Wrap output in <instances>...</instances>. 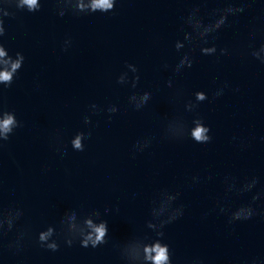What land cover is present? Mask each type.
Segmentation results:
<instances>
[{
	"label": "water",
	"instance_id": "obj_1",
	"mask_svg": "<svg viewBox=\"0 0 264 264\" xmlns=\"http://www.w3.org/2000/svg\"><path fill=\"white\" fill-rule=\"evenodd\" d=\"M245 13L230 17L216 41L228 47L226 56L204 57L193 52L192 69L175 77L164 62L174 64L172 42L181 18L200 5L208 13L224 0H120L108 15L54 14L51 0L40 12H15L5 18L4 38L10 53L22 51L23 69L13 86L0 93V106L15 110L23 126L0 148V210L24 209L20 227L36 229L56 223L67 209L96 210L107 221L108 244L97 249L61 246L46 252L24 241L13 255L7 244L15 233L0 238L2 264H121L114 245L147 232L148 209L162 189L178 192L184 215L165 228L174 264H250L264 262V199L256 202L252 220L229 224L218 204L238 206L252 193L225 196V177L237 183L252 176L264 188V65L247 55L254 30L255 43L264 40V8L248 0ZM11 11H15L11 9ZM65 37L72 46L61 51ZM125 61L140 70L137 91L150 90L152 100L141 111L127 103L129 89L115 84ZM229 85L224 94L200 105L198 112L211 128L212 141L162 139L165 117L191 114L184 102L194 90L211 93ZM238 88L239 91H234ZM118 105L108 121L93 117L96 127L82 153L68 150L61 158L55 147L82 129L90 103ZM154 137L151 146L133 154L140 138ZM199 176V183L192 177ZM211 177V179H209ZM109 212L105 214L104 209Z\"/></svg>",
	"mask_w": 264,
	"mask_h": 264
},
{
	"label": "clouds",
	"instance_id": "obj_2",
	"mask_svg": "<svg viewBox=\"0 0 264 264\" xmlns=\"http://www.w3.org/2000/svg\"><path fill=\"white\" fill-rule=\"evenodd\" d=\"M46 0H0V93L13 86L19 79L24 67L26 57L22 51L10 53L5 43L6 25L5 18L15 17V12L35 14L41 11ZM120 0H51L54 14L63 18L66 14L73 16L83 15H108L113 13ZM224 7L213 8L208 13V22L200 14V5L192 7L186 16L181 18L178 35L172 42V49L176 53L174 64L164 62L163 71H170L171 75L165 81V87H174L175 77L182 75L193 68L195 60L193 52L198 50L200 56L216 57L226 56L228 47H218L216 41L219 33L230 26V17L234 18L245 13L249 7L248 0H224ZM264 8V0H259ZM14 9L15 11H11ZM257 32L250 33L247 55L264 65V40L255 43ZM72 46L71 37H65L61 43V51H68ZM140 70L135 63L125 61L124 68L115 76V84L129 89L127 96L128 105L135 111H141L152 100L150 90L137 91L140 82ZM229 87L227 83L218 86L211 93L207 90H194L189 99L183 104L185 113L191 114V119L184 116L165 117L162 125V139L170 141L188 140L194 144L205 145L212 141L211 128L198 112L200 105L210 99H216L224 94ZM234 91H239L238 88ZM120 111L115 103L105 106L93 102L87 106V112L82 117L83 128L73 132L67 137L66 142H61L55 147L57 154L63 158L72 152L82 153L86 150V142L92 137L96 124L93 117L104 114L108 121ZM23 126L17 118L15 110L0 106V148H3L16 130ZM154 137L140 138L132 145L133 154L142 153L148 149ZM264 141V137L260 138ZM192 183H199V176H193ZM211 179V177H209ZM260 183L259 177L252 176L237 183L234 177H225V196L232 193L243 195L252 193L247 203L238 206L218 204L219 214L227 217L229 224L252 220L258 215L257 201L264 199V188L253 192ZM179 193L167 189L159 191L152 200L148 209V219L144 227L147 232L135 235L123 244L114 245L121 264H174L173 252L167 242L165 228L179 220L184 215V205H177ZM105 214L109 212L104 209ZM24 209L19 206H9L0 210V238L6 233H15L14 239L7 244V249L13 255L19 254L24 247V241L29 240L35 247L46 252L60 251L61 246L72 248L78 246L84 249H97L108 244L107 221L101 219L96 210L67 209L56 223L45 224L33 233L31 227L21 228L19 222L23 219ZM2 264V261H0ZM192 264H204L200 258ZM250 264H264L253 259Z\"/></svg>",
	"mask_w": 264,
	"mask_h": 264
}]
</instances>
